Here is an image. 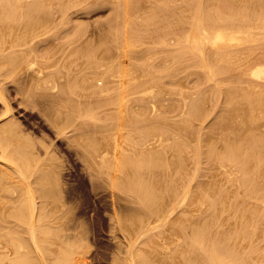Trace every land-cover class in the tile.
Wrapping results in <instances>:
<instances>
[{
  "label": "bare ground",
  "instance_id": "1",
  "mask_svg": "<svg viewBox=\"0 0 264 264\" xmlns=\"http://www.w3.org/2000/svg\"><path fill=\"white\" fill-rule=\"evenodd\" d=\"M98 1L0 0V70L6 68L2 75L6 71L11 75L19 73L18 77H15L19 82L16 83V79L9 74H4L3 77L6 75L8 81L14 80L17 87L18 83L20 84L18 78L21 72L22 79L29 80V83L30 80L38 81L34 87L31 86L32 81L28 84L31 90L36 88L44 92L41 93L42 97L47 95L59 98V108H63L64 104L67 111L62 112L61 118V113L57 114V117L53 111H57L58 106L53 105L55 110L48 111L52 112V116L55 114L56 119L51 122L62 131L67 127L77 130L76 148L79 147L84 152L82 159L86 158L85 161H88L85 162L87 167L93 170L95 176L106 175L107 179L103 180H108V187L114 189V192L119 191L118 194L123 193L125 199L133 203L130 212L128 210L126 213L125 210L126 214L119 217L118 222L123 228L122 232L124 229L126 233L136 232L140 236L135 234V239H138V236L139 240L143 238L141 243L138 242L139 246L135 252L133 247L130 251L131 248L127 244L129 251L126 253H129L125 261L128 260V264H264V47H258L264 40V0H194V3L192 0H150L148 5L145 4L150 8H147L149 11L141 14L142 17L138 14L140 21H137L138 17L133 19L137 23L132 20V14L134 15L137 7L138 10L143 8L142 5L139 7V3L142 4L145 0H100L99 3L105 1L113 4L110 6L112 11L110 9L109 20L106 18L107 23L104 22L107 28L101 33L99 31L95 38L92 36L95 40L91 37L90 40L87 36V39L80 40L83 35L85 37V25H82L83 28L81 24L73 27L71 25L69 32L64 30L65 34L63 31L62 36H65H61V39L59 32V35H56L58 27H55L53 32L58 38L52 37L53 40H62V43H59L69 49L71 45L74 46L71 51L67 49L69 54H65L66 51L58 46L63 52L58 50L56 55L55 51L52 56H48L55 55L53 59H60L57 57L60 51V56L63 53L66 56L67 63L76 64L77 61L75 67L85 63L93 64V68L89 65L88 71L85 69L86 72L83 65L81 69L85 72L78 66L74 67V71V68H71L74 64L67 65L63 59L62 66L65 67L64 63L67 67L70 66L72 72L63 67L59 68L61 65L58 67L59 63H53V60V67L47 65L46 61L48 68H43L45 65L37 66L36 64L42 63L33 57L39 52L36 50L35 40L40 36L39 33L43 32L45 35L46 27L50 30L57 24L60 27L59 24L67 18L63 19L68 8L74 7L88 12L101 6ZM170 2L176 4L173 3L174 6L171 7ZM54 17L60 20H52ZM183 17L188 18V23L185 21L188 24L186 28L183 21L186 19ZM68 20L65 24H68ZM52 21L54 24L55 21L59 23L53 25ZM73 22L78 23L77 20ZM51 31L50 34L53 33ZM148 38L150 39L147 40ZM150 41L157 47H164L161 48L162 51L160 47L157 49L162 53L158 54L160 57L155 54L157 51L155 52L153 45V49L149 45ZM146 44L155 52L152 53L157 56L156 61L152 53L143 55L148 52L136 49L139 45L147 48ZM255 45L258 48L254 47ZM8 48H11V51H8ZM137 50L142 52L140 56H152L153 60L149 58L151 62L145 61L147 59L141 61L143 56L139 59L134 54ZM73 54L78 58H74ZM125 57L128 58L127 61ZM35 58L39 60L38 63ZM219 61H222L220 64L223 65L218 66ZM56 65L58 71L54 68ZM51 67L58 76L54 77V73H50ZM193 74L196 75L195 78L187 80ZM217 74L222 76L217 78ZM212 80L213 85L211 82V85L207 86L208 81ZM0 85L4 88L3 83ZM22 87L23 85L21 90ZM3 88L0 90L6 89ZM29 88L27 86V89ZM1 91L0 102L5 99L4 92ZM39 91L37 92L40 93ZM72 91H78L77 95L82 100L78 96L74 97L78 100L73 99ZM161 92L169 95L170 98L167 97L169 100L166 101H169L167 107L170 110H167V107L165 110L161 109L162 111L159 107L155 110L154 105H159L156 100L150 101L152 103L149 104L145 100L139 101V95L142 97L148 94L154 97ZM34 94L30 95L31 98L35 97ZM132 95H138L137 98L133 96L137 99L134 103L128 102L129 96ZM220 97L223 101L220 100L222 103L219 111L218 107L216 108L219 113L215 118L213 115H216V112L210 117L213 119L207 126V131L197 130L196 122H202L206 115H209V107L212 111L214 101ZM53 99L51 101L56 102ZM25 102L24 105L27 103ZM32 103L33 107L29 105L31 109L36 106ZM4 104L2 109L4 108L6 115L10 113V108L9 103L4 101ZM130 105L136 107L132 108ZM100 110L101 116L104 114L102 117L99 115ZM85 117H88L90 122L92 119L97 125L88 123ZM173 117L177 118L176 121H173ZM77 119L80 121L75 124ZM99 120H102V125H98ZM11 121L16 122L13 118ZM3 122L0 121V264H69L73 259L78 261L74 254L81 255L80 248V252L75 251L78 250L80 243H77L80 241L75 243L76 249L74 243L67 244V239L62 240L63 246L60 243L62 247H58L56 239L60 236L64 239L67 237V233L63 237V231L68 226L59 236L60 228L51 220L52 214L47 208L44 209L43 205L39 204L40 207L37 208V198H34L32 192L35 190L40 197L47 199L50 196L52 198V195L56 196L57 193L50 192L53 187L50 181L53 172L51 176L47 174V167H43L45 161L40 162L43 163V166H40L39 160L33 156L35 152L32 155V140L29 144L28 139L22 137L26 130H21V134L19 126L14 122ZM51 122L48 121L49 124ZM74 138L76 137L71 140ZM4 161L13 163L12 167ZM25 172L32 177V180L28 178L30 183L26 180ZM48 175L50 183L46 179ZM46 184L52 185L51 190ZM57 188L60 189V186ZM61 195L63 196L62 193ZM7 196L9 199L6 201L4 199L8 198ZM53 201L52 206L54 203L55 206L61 204V201L56 203L59 200L54 203ZM42 203L45 206V202ZM58 206L61 209L60 205ZM66 210L68 212V209ZM46 217L51 219L45 224ZM140 229L143 234H140ZM159 238L161 240H158ZM130 241H134L133 238ZM32 246L42 250L41 253H32ZM34 253H38L42 261L39 262ZM81 262L83 261L80 260L77 264Z\"/></svg>",
  "mask_w": 264,
  "mask_h": 264
},
{
  "label": "rangeland",
  "instance_id": "2",
  "mask_svg": "<svg viewBox=\"0 0 264 264\" xmlns=\"http://www.w3.org/2000/svg\"><path fill=\"white\" fill-rule=\"evenodd\" d=\"M102 1V0H101ZM100 0L98 1V3L99 2H101ZM147 0H145V1H143L142 2V4H140L139 3V7H141V5H142V7L143 8H141V10H138V7H137V9H136V12L138 11H141L140 13H136L135 11L133 12L134 13V15L132 14V16H134V17H132V20L133 19H138L139 18V16L141 15V14H146V10H147V8H149L148 6H146V5H148L149 4V1L150 0H148V2H146ZM152 1V0H151ZM202 1V0H201ZM218 1H220V0H218ZM188 2H190V1H188ZM192 3H194V0H192L191 1ZM195 2H198V0L197 1H195ZM204 2H205V0H204ZM148 3V4H147ZM173 3H175L176 4V2H172V4H171V2H170V5H171V7H173L174 5H173ZM213 3V2H212ZM99 4H101V6H97L94 10H89L88 12H85L84 11V9H76V8H74V7H70V8H68V10L65 12V15H64V17H63V19L65 18V17H67L64 21H63V23L62 24H64L63 26H62V24H59V25H61L60 27L58 26V24L57 23H59V22H57L56 23V21H55V24H54V21H52L51 22V24H53V25H56L57 24V26H53L54 28H51V30H50V28H44L45 30H46V32L44 31V33H46L45 35L43 34V32H40L39 34H40V36L38 37H36L35 38V40L37 41L36 43H37V45H36V50H37V52L38 53H36V50H35V53H36V56H33V57H36L37 59H39L40 60V62H44L45 63V61L47 62V65H50V66H55V64H53V63H59L58 64V67L59 68H61L62 69V63H61V60L62 61H65V63L67 64V65H72V64H74L73 65V67L71 66V68L73 69L74 67H75V65L77 64V61H76V64H75V62H71V64H69V63H67L66 62V59H65V55H64V53H63V55H64V58H63V55H61L60 56V54H62V53H60V51L61 52H63L64 50L66 51H64L65 52V54H67L68 52V50L67 49H69L68 47H65V46H62L59 42H61L62 43V40L60 41V40H53V38L52 37H54V38H58L57 36L59 35V34H61L60 35V37H59V39H61V36L63 35L62 33H64L65 31L64 30H69V28H72L74 25H79V24H81V26L83 25H85L84 26V29H86L85 31L87 32H85V37H84V35L82 36L83 38H81L80 37V40L82 39V40H85V39H87V37H88V39H90V40H95L94 38L99 34V33H101L102 31H103V29H106L107 28V25L105 24V23H107V19L109 20V18L108 17H110V14L109 13H111V11H112V7H110L111 5L113 6V4L111 3H107V2H105L104 1V3H99ZM98 4V5H99ZM104 4H106V6L104 5ZM108 4H110V5H108ZM146 4V5H145ZM211 4V3H210ZM103 5V6H102ZM173 5V6H172ZM145 6H146V8H145ZM176 6V5H175ZM72 9V10H71ZM110 9H111V11H110ZM140 9V8H139ZM150 9V8H149ZM70 10H71V13H70ZM143 10H145V12L143 11ZM69 11V12H68ZM76 11V12H75ZM94 11V12H93ZM147 11H149V10H147ZM85 12V13H84ZM148 13V12H147ZM87 14V15H86ZM138 14H139V16H138ZM143 14V15H144ZM67 15V16H66ZM137 15V16H136ZM61 16V15H60ZM185 16V15H184ZM58 17H59V15H58ZM136 17H138V18H136ZM140 17H142V16H140ZM55 18H57V17H54V18H51L52 20L54 19V20H60L59 18L58 19H55ZM69 18H71V19H69ZM107 18V19H106ZM185 17H183V19H184ZM69 19V20H68ZM74 19V20H73ZM106 19V20H105ZM140 19L141 18H139V20H137V21H140ZM186 19V18H185ZM66 20H68V24L66 23L65 24V22H66ZM78 21V23L77 22H73V21ZM135 20H133V21H135ZM22 21V20H21ZM20 21V22H21ZM70 21V22H69ZM137 21H135V23H137ZM184 22L185 21H187V23H188V18L186 19V20H183ZM79 22H81V23H79ZM105 22V23H104ZM183 22V23H184ZM74 23H76V24H74ZM70 25V26H69ZM71 25H72V27H71ZM88 25V26H87ZM186 25L188 26V24H186V22H185V28H186ZM67 26H68V28H67ZM80 26V27H81ZM83 26H82V28H83ZM52 27V26H51ZM55 27L57 28L58 27V31H57V33H56V35L54 34L55 32H53V29H55ZM94 27H96V28H94ZM59 28H61V29H59ZM66 28V29H65ZM51 32H53V33H49L50 31ZM56 30V29H55ZM54 30V31H55ZM71 30V29H70ZM256 29H254V31H255ZM47 31H48V34H47ZM64 31V32H63ZM89 31V32H88ZM100 31V32H99ZM58 32H59V34H58ZM69 32V31H68ZM68 32H67V34H68ZM99 32V33H98ZM256 32H257V30H256ZM90 33V34H89ZM93 33V34H92ZM12 34H14V33H12ZM54 34V35H53ZM65 34H66V32H65ZM48 35V36H47ZM88 35H90V36H88ZM46 37V40H44L45 39V37ZM65 36V35H64ZM64 36H62V38L64 37ZM87 36V37H86ZM94 38H93V37ZM42 39H41V38ZM92 39H91V38ZM168 37L170 38V36L168 35ZM167 37V38H168ZM50 38V39H49ZM52 38V39H51ZM158 38V37H157ZM157 38L155 39V41H153V43L155 44V42H156V40H157ZM50 41H48V40ZM65 39V38H64ZM150 38H148L147 40H149ZM165 39V38H164ZM170 39H168V41H169ZM57 43H56V42ZM167 40H166V42H168ZM257 41V40H256ZM256 41H254V44L256 43ZM259 41H261V40H258L257 42H259ZM42 42V43H41ZM45 42H46V45H45ZM52 42H54L53 44H52ZM262 42H264V40H262L260 43H258V44H260V46H258L259 48H261V47H264V43H262ZM58 44L57 45V47H56V44ZM152 43V41H150V46L151 45H153V48H155L154 50H155V52L157 51V53H155L154 51H151V49H149L148 47H149V45L148 44H146V45H148V46H146L147 48H143V47H141V45H139V46H137L136 47V49L137 48H139V50H141L142 52H148V53H144L143 55H145V54H151L152 52H154L158 57H160V55H158L159 53L160 54H162L160 51H162V49H164V47L163 46H159V47H157V45L155 46L154 44H151ZM246 44H247V42H245ZM244 43V44H245ZM251 43H252V46H253V42L251 41ZM44 44V45H43ZM60 44V45H59ZM77 44V43H76ZM75 44V45H76ZM170 44V43H169ZM240 45H242L243 43H239ZM243 44V45H244ZM245 44V45H246ZM257 44V45H258ZM48 45V46H47ZM51 45H52V47H51ZM251 45V44H250ZM262 45V46H261ZM40 46H43L42 48L39 47ZM54 46L56 47V48H54ZM60 48H62L63 49V51L62 50H60L59 49V47ZM72 47L74 46V44L73 45H71ZM155 46V47H154ZM19 47V46H18ZM20 47H22V46H20ZM44 47H46V48H44ZM64 47V48H63ZM69 47H70V44H69ZM71 47V48H72ZM157 47V48H156ZM254 47H256V48H258L256 45L254 46ZM47 48H49V49H47ZM50 48H51V50H50ZM66 48V49H65ZM71 48L69 49L70 51H71ZM142 48V49H141ZM151 48H152V46H151ZM152 48V49H153ZM160 49V51L159 50H157V49ZM162 48V49H161ZM40 49H41V51H40ZM46 49V51H44V50ZM133 49V48H132ZM8 51H11V48H8L7 49ZM58 50H60L59 51V56L57 55V57H60V59L58 58V59H53L54 57H55V55H56V53H57V51ZM134 50V49H133ZM139 50H137V51H135L134 52V54H135V56H137L139 59H141L140 57H142V56H140L141 54H142V52L140 51V53L138 52ZM143 50H145V51H143ZM147 50V51H146ZM149 50L151 51V52H149ZM20 51V50H19ZM52 52V53H50V52ZM56 51V52H55ZM26 52V51H25ZM25 52H24V54H25ZM45 52V53H44ZM55 52V53H54ZM139 53V55H138V53ZM40 53V54H39ZM46 53H50V54H46ZM53 53L55 54L53 57H48V56H50L51 54L53 55ZM70 53V52H69ZM68 53V54H69ZM136 53H137V55H136ZM154 53H152V55L153 56H155V58H154V60L156 61L157 59H156V55H154ZM39 55V56H38ZM43 55H45V56H43ZM51 55V56H52ZM131 55H133V54H131ZM38 56V57H37ZM72 56H74V58L77 56H75V54H73ZM127 57H128V55H126ZM163 55H161V57H162ZM45 57V58H44ZM56 57V58H57ZM127 57H125L124 59L127 61ZM134 57V56H133ZM147 56H143L142 57V59H141V61H144V59H147V60H145V61H149V62H151L152 60H153V58H152V56H150L149 58H151L150 60H149V58H146ZM34 59L35 61H36V63H38L39 62V60H37V59ZM41 58V59H40ZM72 58V57H71ZM70 58V59H71ZM74 58H72V59H74ZM76 58H78V57H76ZM43 59H44V61H43ZM65 59V60H64ZM42 60V61H41ZM51 60H53V61H55V62H53V61H51ZM158 60H159V58H158ZM51 61V62H50ZM59 61V62H58ZM69 61V60H68ZM48 62H50V64H48ZM53 62V63H52ZM79 62V61H78ZM220 62H222V61H219V64H218V66H220V65H223V64H220ZM236 62L237 61H235V63L234 64H236ZM42 63H38V64H36L37 66H42L43 68H45L47 65H46V63L45 64H42ZM61 63V64H60ZM64 63V66L65 67H63V68H66L69 72H72L73 70L70 68V66L69 67H67V65ZM85 63V62H84ZM223 63V62H222ZM41 64V65H40ZM85 64H87V63H85ZM85 64H81L80 66H78L80 69L83 67V65L85 66V68L83 67V69L85 70L86 68H87V71H88V67H89V65H90V68L92 69L93 68V64L91 65V64H87L88 66L86 67V65ZM52 66V67H53ZM76 66V67H77ZM49 66H47V68H48ZM51 67V72H50V70H46L47 72H50V73H54L53 75H54V77L55 76H58L57 75V72L53 69ZM75 67V68H76ZM55 69H57V65H56V67H54ZM75 68H74V71H75ZM79 68L78 69H76V71L77 70H79ZM1 69H6V68H1ZM61 69H59V70H61ZM83 69H81V70H83ZM3 70H0V74L2 75V72H3ZM8 70V69H7ZM44 71H45V69H43ZM65 70V69H64ZM83 70V71H84ZM90 70V69H89ZM5 71V70H4ZM45 71V72H46ZM57 71H58V69H57ZM62 71V70H61ZM86 71V70H85ZM84 71V72H85ZM86 71V72H87ZM23 73V72H22ZM4 74H9L10 76H12L14 79H16V83L17 82H19V81H17V78H15L16 77V75H11V73H8V71H6V72H4ZM4 74L1 76L2 77V79H1V77H0V79L1 80H3L2 81V83H3V86H4V88H6L4 91H1L2 93L4 92V101H6L7 102V104H8V106H9V108H10V113L8 112L6 115L4 114V108L2 109V107H4V101H2V102H0V112H2V113H0V121H1V123L3 122V121H5V122H3V123H13L14 121H11V118H13L14 120H16V122H14L15 124H17L18 126H19V128L18 129H20V133L22 134L23 133V135H22V137H26L25 139H28V142H29V144L31 143V140H32V143L30 144L31 145V147L33 146L34 147V151H32L33 149L31 148V151H32V155H33V152H35V153H37V154H35L34 153V155L33 156H35V158H37V160H39V164H40V162H43V161H45L44 163V166H43V163L42 164H40V166H43V167H47V168H45L46 169V173L48 174H50V176H51V174H52V172H53V174H52V176H51V179L49 178L50 176L48 175V176H46L47 178V181H48V178L50 179V181L52 182V184H53V187H51L52 185L51 184H46V185H48L49 186V189L51 190V188H52V190L50 191V192H52V191H54V192H52V193H54V194H59L61 197L59 198V195H57L56 194V196H54L53 197V195H52V198H53V200H52V198H51V196H50V198L49 199H47V197L45 198L44 196V198L46 199V200H44V198L43 197H40V194L38 193V192H35V190L34 191H32L33 192V195H34V198L36 199L35 200V202L37 203V208L38 207H40V205H43V207H44V209H46V210H49V213L50 214H52V216L51 217H53V219H51L50 217H46L44 220V222H45V224L47 223V220H53V221H55L54 223H56V225H58V227L60 228V232H58V235H59V233H60V235H62L64 232V235H63V237L65 236V234L67 235V237L70 239H68L67 237L64 239V238H61V236H60V238L59 237H57V239H56V241H58V243L57 242H55L56 244H58L59 246L58 247H62L63 246V241L64 240H66L67 239V244L68 245H71L72 243H77L78 241H80V242H78L77 243V245L75 244V245H73V246H75V248L74 249H76L77 247H78V250H75V251H77V252H80L81 251V255H79L80 253H75L74 254V257L75 258H78V261H83V262H81V264H128V260L127 261H125L126 259H128L127 258V254L129 253H126L127 251H129V247L131 248V247H133V249H134V251L133 252H135L136 251V249L138 248L137 246H139V243H141L142 241H140V240H142L143 238H141L140 240H139V234L138 233H134V234H130L129 232H127L126 233V230L124 229L123 230V232H122V230L121 229H123L121 226H120V224L118 223L119 222V217L121 218L122 216H124L126 213H127V211L128 212H130V210H131V207L133 208V203H131V202H129V201H127L126 199H125V197H124V194L123 193H121L120 192V194H122V195H120V194H118L119 193V191H115L114 192V189L113 190H111V188H109L108 186V180L105 182L104 180H106L107 178H106V175H104V177H103V174H97V176H95L96 174L95 173H93L90 169H89V166L87 167V163H85V162H88V161H85L86 160V158H84V159H82L83 157H84V152L79 148V147H77L76 148V139H77V134L76 133H78L77 132V130H75V129H70V127H67V128H63V131L61 130V129H58L54 124V122L52 123L51 121H53V119L55 120L56 118V116L58 117L59 115H57V114H60L61 113V115L59 116L60 118H61V116H62V112L64 113L65 111H67V108H66V106L63 104V106L65 107H63V108H59V104H61L60 102H57V99H59V98H54V96L53 97H51V96H48V97H50L49 99H50V101L53 99V100H55L56 102H54V101H49L48 100V97H47V95L45 96V95H43V97H42V94L44 93H42V92H40L38 89H34L33 88V90H31V86L32 87H34V85H36L37 83H38V81H36V80H30V83H29V80H26V79H22V75L23 74H21V72H20V77L18 78V80H20V84L18 83V85H20V87L23 85V87H22V90L20 89V87L17 85V87L19 88V90H15V88L17 89V87H16V83L15 82H13V81H11V79L8 81V75L6 76L5 75V78L7 77V79L5 80V78L3 77L4 76ZM18 75H19V73H18ZM18 75H17V77H18ZM9 76V77H10ZM195 74H193V75H191V78H188L187 80H191L192 78H195ZM220 76H222L221 74H217L216 75V77L217 78H219ZM190 77V76H189ZM1 80H0V84H2L1 83ZM22 80V81H21ZM27 82V84H26V82ZM64 80H66V78L64 79ZM164 80V82L166 81L165 80V78L163 79ZM162 80V81H163ZM5 81H7V82H5ZM31 81H32V84H31ZM34 81H36L35 83H34ZM61 81H63V78L61 79ZM23 82H25V83H23ZM66 82V81H65ZM187 82H189V81H187ZM186 82V83H187ZM212 82V83H211ZM34 83V84H33ZM209 83H211L212 85H213V80L212 81H208V84H207V82L204 84V86L207 84V86L208 85H211V84H209ZM31 84V86H30V88H29V85ZM189 84H192V83H189ZM0 86H2V85H0ZM26 86V87H25ZM27 86H28V88L29 89H27ZM3 87H0V89H2ZM3 88V89H4ZM31 91V92H29V91ZM18 91V92H17ZM20 91V92H19ZM23 91H25V93L23 92ZM37 91H39L40 93H38ZM42 91V90H41ZM29 92V93H28ZM35 92H37L36 94H34ZM73 92V91H72ZM20 93H23V94H20ZM26 93H28V94H26ZM42 93V94H41ZM74 94L73 95H71V97L73 98V99H75L74 97H77L78 96V98L80 97L79 95H77V93H78V91L76 92V91H74L73 92ZM189 93V92H188ZM32 94H34V96L35 97H33L32 96V98H31V96L30 95H32ZM37 94H40L39 96L37 95ZM72 94V93H71ZM138 94H140V93H138ZM160 95H158V93H157V97L156 96H150V95H143L142 97H140V95H139V97H138V95H132V96H129V101L128 102H133L134 103V101L135 100H137V99H135V97L137 98H141L139 101H143L144 102V100H145V102H148V104H149V102L150 101H152V100H156L157 102V104H159V105H157V106H155L154 105V109L156 110L158 107V109L160 110V111H162L161 109H166V107H167V104H168V102L169 101H166V100H169L167 97H169V95H166L167 93H165V94H163L162 92L161 93H159ZM24 95V96H23ZM28 95V96H27ZM74 95H76V96H74ZM163 95V96H162ZM27 96V97H26ZM38 98H37V97ZM41 96V97H40ZM45 96V97H44ZM133 96H135L134 98H133ZM166 98H165V97ZM22 97H23V99H22ZM130 97H132V99L130 98ZM146 97V98H145ZM147 97H149L148 99H147ZM156 97V98H155ZM160 98V100H159V98ZM161 97H162V99L163 100H161ZM25 98H26V102L28 103V105H27V103L25 102ZM31 98V99H30ZM46 100H45V99ZM52 98V99H51ZM78 98H76L77 100H78ZM142 98H143V100H142ZM165 98V99H164ZM170 98V97H169ZM30 99V100H29ZM35 101V103H34V101ZM38 101H37V100ZM40 99V100H39ZM75 99V100H76ZM80 99H81V97H80ZM134 99V100H133ZM147 99V100H146ZM150 99V100H149ZM158 99V100H157ZM22 100V101H21ZM33 101V103H32V101L29 103V101ZM60 100V99H59ZM82 100V99H81ZM218 100V101H217ZM223 101L222 100V98L220 97L219 99H216L215 101H214V105L212 106V111H211V107H209L210 109V112H209V115H206L207 117L206 118H204L203 120H202V122L201 121H199V122H196V123H198V124H196L195 126H197L196 127V129L197 130H199V129H201V130H204V132L205 131H207L206 129H207V126L212 122L211 120L213 119V118H215V116H217L218 115V113L219 112H217L216 110V108L218 107V111H219V106L221 105L220 103H222L221 101ZM43 103H42V102ZM153 101V102H154ZM158 101H159V103H158ZM24 102L26 103L25 105H27L26 107H25V105H24ZM40 103V104H36V103ZM62 102V101H61ZM136 102V101H135ZM2 103V104H1ZM23 103V104H22ZM31 103L32 104H34V105H36L35 107H37V108H30V106L29 105H31ZM58 103V104H57ZM63 103V102H62ZM133 103H131V105H133ZM142 103V102H141ZM150 103H152V102H150ZM186 104L188 103V102H185ZM216 103V104H215ZM219 103V104H218ZM47 106H46V105ZM49 104V105H48ZM51 104V105H50ZM155 104V103H154ZM163 104H164V106H163ZM217 104H218V106H217ZM23 105V106H22ZM53 105H55V107H57L58 106V108H57V111L55 110V107L53 106ZM130 105V106H131ZM162 105V106H161ZM216 105V106H215ZM32 106V105H31ZM46 106V107H45ZM52 106H53V108H52ZM61 106V105H60ZM33 107V106H32ZM48 107V108H47ZM51 107V108H50ZM132 108H135L136 107V105L135 106H131ZM165 107V108H164ZM31 109V110H30ZM48 109L50 110H52V109H54L55 111H53L55 114H56V116H55V114H54V116H52L53 114H52V112L51 111H48ZM174 109H176V108H174ZM215 109V110H214ZM36 110V111H35ZM44 110V111H43ZM60 110V112L58 113V111ZM154 110V112H159V110H157V111H155ZM167 110H170L169 109V107H167ZM39 111H41V113L39 112ZM175 111V110H174ZM44 112V113H43ZM100 112V116H101V110L99 111ZM165 112V111H164ZM173 112V111H172ZM215 112L217 113L216 115H213V114H215ZM43 113V114H42ZM51 113V114H50ZM159 113H161V112H159ZM163 113V112H162ZM1 114H4V115H1ZM43 116H42V115ZM49 115H50V117H49ZM104 115V114H103ZM102 115V116H103ZM211 115V116H210ZM212 115H213V118H211L210 119V117H212ZM10 116V118H8V117ZM101 116V117H102ZM43 119H42V118ZM54 117V118H53ZM89 117V116H88ZM87 117V119H86V117H85V119L86 120H88L87 122L88 123H93L92 121V119H90L91 120V122L89 121V118ZM5 118V119H4ZM51 118V119H50ZM7 119V120H6ZM10 119V121L8 122V120ZM173 119H175L174 117H173ZM177 119V118H176ZM176 119L175 120H173V121H176ZM205 119H207V120H205ZM3 120V121H2ZM210 120V121H209ZM19 123H18V122ZM48 121L49 122H51L50 124L48 123ZM80 120H76L75 121V124L76 123H78ZM100 122L98 123V125H102L103 123H101V121L102 120H99ZM172 121V120H171ZM86 122V121H85ZM98 122V121H97ZM201 122V123H200ZM200 123V124H199ZM94 125L96 124L95 123V121H94V123H93ZM50 125V126H49ZM97 125V124H96ZM204 125H206V127H204ZM128 126V125H127ZM204 127V128H203ZM55 128V129H54ZM57 128V129H56ZM69 128V129H68ZM203 128V129H202ZM195 129V131H197ZM56 130V131H55ZM66 130V131H65ZM69 130H71V131H69ZM72 130H73V132H72ZM262 130H264V127H262ZM68 131V132H67ZM58 132V133H57ZM63 132V133H62ZM66 133V134H65ZM72 133V134H71ZM69 136H68V135ZM76 134V135H75ZM26 135H28V136H26ZM73 135H75V136H73ZM63 136V137H62ZM67 136H68V140H67ZM71 136V137H70ZM76 137V138H74V139H72V140H74V142H72V140H71V138H73V137ZM31 137V138H30ZM34 137V138H33ZM70 138V139H69ZM35 141H34V140ZM34 141V142H33ZM34 143V144H33ZM71 143V144H70ZM73 143L75 144V145H73ZM37 146H38V148H37ZM36 148V149H35ZM48 148V149H47ZM42 151V152H40V150ZM77 149V150H76ZM36 150V151H35ZM39 150V151H38ZM49 150V151H48ZM79 151H81V153H79ZM40 153V154H39ZM49 153V154H48ZM47 154H48V156H47ZM40 155H42L41 157H40ZM50 155V156H49ZM52 155H54V157L52 156ZM37 156H39V157H37ZM46 156V157H45ZM42 157H44L43 158V160L41 161V159H42ZM39 158V159H38ZM46 158V159H45ZM51 160H53L52 162H51ZM58 160V161H57ZM5 162V164L6 165H11L10 167H12V165H13V163H11L10 164V162L8 163L7 161H4ZM46 162H47V164H48V166H47V164H46ZM59 162L61 163V164H59ZM57 163H58V167H57ZM89 164V163H88ZM10 167H9V169L8 170H10ZM57 167V168H56ZM62 168V169H61ZM57 169H58V171H57ZM89 169V170H88ZM60 170V171H59ZM88 171V172H87ZM93 173H91V172ZM89 173H91V174H89ZM46 174V175H47ZM57 175H59L58 177H56ZM25 176H27V178H26V180L28 179V178H30L31 180H32V177H29V175H27V172H25ZM93 176H95V177H93ZM101 176V177H100ZM97 177V178H96ZM57 180H56V179ZM98 178H100V179H98ZM30 179H28L27 181H29V183L31 182V180ZM45 179V180H46ZM104 179V180H103ZM95 180V181H94ZM47 181H46V183H47ZM54 181H55V183L56 184H59L58 186H60V189L59 188H57L58 186H55L56 184L54 183ZM99 181V182H98ZM59 182V183H58ZM63 182V183H62ZM48 183H50L49 181H48ZM23 184H24V182H23ZM46 185H44V189H46ZM93 185H94V187H93ZM107 185V186H106ZM51 187V188H50ZM73 188V189H72ZM94 188V189H93ZM32 189H33V186H32ZM59 189V190H58ZM67 189V190H66ZM47 190V189H46ZM57 190V191H56ZM62 190V191H61ZM108 190V191H107ZM64 191V192H63ZM60 192V193H59ZM68 192V193H67ZM118 192V193H117ZM35 193H36V195H35ZM61 193L63 194V196L61 195ZM117 193V194H116ZM114 194V195H113ZM109 195H111V197L109 196ZM8 196H10V195H8ZM7 196V197H8ZM11 197H14V196H12L11 195ZM65 197V198H64ZM118 197V198H117ZM124 197V198H123ZM54 198H56V199H54ZM59 198V199H58ZM114 198V199H113ZM117 198V199H116ZM9 199V197L8 198H6V199H4V200H8ZM42 199V200H41ZM63 200V202H62V200ZM97 199V200H96ZM124 199V200H123ZM11 200V199H10ZM41 200V201H40ZM48 200V201H47ZM50 200V201H49ZM55 200H59V201H55ZM113 200V201H112ZM115 200V201H114ZM42 201H44L45 202V206H44V204L42 203L41 204V202ZM48 203H47V202ZM51 201H53V203L54 202H56L57 204H58V202L60 203V201H61V204H58V205H60V208L61 209H59V206L58 205H56L55 206V203L53 204V206H54V208H56L55 210H53L54 208H52L53 206H52V204H51ZM119 201V202H118ZM9 203L11 202V201H8ZM40 202V203H39ZM101 202V203H100ZM114 202V203H113ZM7 203V202H6ZM50 203V204H49ZM113 203V204H112ZM121 203V204H120ZM131 203V204H130ZM40 204V205H39ZM48 204V205H47ZM119 204V205H118ZM47 205V206H46ZM116 205H118V206H116ZM48 206L50 207V208H48ZM52 206V207H51ZM58 206V207H57ZM113 206V207H112ZM120 206V207H119ZM125 207V208H124ZM68 209V212H67V210L66 209ZM115 208V209H114ZM119 208V209H118ZM80 209V210H79ZM123 209H124V211H123ZM45 210V212H47ZM50 210H51V212H50ZM60 210V211H59ZM62 210V211H61ZM125 210H126V213H125ZM54 211V212H53ZM61 212V213H60ZM67 212V213H66ZM71 212V213H70ZM79 212V213H78ZM120 212H121V214H120ZM70 213V214H69ZM67 214V215H66ZM114 214V215H113ZM119 215V216H118ZM113 216V217H112ZM118 216V217H117ZM63 217H65V218H63ZM115 218V219H114ZM63 219V220H62ZM64 220H67V222L66 221H64ZM63 221V222H62ZM113 221V222H112ZM50 221H48V223H49ZM65 222L67 223V225H65ZM115 222H117V223H115ZM69 223V224H68ZM115 224H117V225H115ZM120 227H119V226ZM66 226H68L67 228H65ZM76 226V227H75ZM80 226V227H79ZM112 229H111V228ZM119 227V228H118ZM15 228V227H14ZM64 228H65V230H64ZM71 228V229H70ZM80 228V229H79ZM82 228V229H81ZM111 230H110V229ZM15 229H17V228H15ZM119 229V230H118ZM64 230V231H63ZM66 230H68V231H66ZM117 230V231H116ZM142 229H140V234H143V231H141ZM62 231H63V233H62ZM71 231V232H70ZM78 231V232H77ZM80 233V234H77V233ZM85 233V235H83L84 233ZM137 232H139V230L137 231ZM73 233V234H72ZM83 233V234H82ZM68 234H70V235H68ZM76 234V235H75ZM135 234H138L139 236L137 237L138 239H135L136 237L135 236H137V235H135ZM78 235V236H77ZM71 236V237H70ZM131 236V237H130ZM73 237V238H72ZM81 237H83V238H80ZM142 237H143V235H142ZM71 238H72V240H71ZM74 238H75V241H73L74 240ZM78 238V239H77ZM85 238V240H83ZM132 240V238H133V240L134 241H130V239ZM60 239V240H59ZM63 240V241H62ZM136 240H139V241H137V242H135ZM157 240V239H156ZM158 240H161L160 238L158 239ZM73 241V242H72ZM84 241V242H83ZM83 242V244H81ZM139 242V243H138ZM54 243V244H55ZM60 243H62V246H61V244ZM65 243H66V241H65ZM65 243H64V245H65ZM85 243V244H84ZM121 243H122V245H121ZM138 243V244H137ZM56 244H55V248H56ZM129 245V247H128V245ZM132 244V245H131ZM135 244H137L136 246H135ZM82 247H84V248H82ZM77 246V247H76ZM80 246V247H79ZM87 246H88V248H87ZM119 247V248H118ZM126 247H128V248H126ZM137 247V248H136ZM81 250H80V249ZM34 249V250H33ZM86 249V250H85ZM126 249V250H125ZM37 250V251H36ZM80 250V251H79ZM85 250V251H84ZM118 250V251H117ZM42 251V250H41ZM41 251L40 250H38V249H35L33 246H32V253L33 252H38V253H41ZM45 251V250H44ZM88 251V252H87ZM130 251H132V248H131V250ZM85 252H87V253H85ZM38 253H34V254H36L35 256H38V258H39V262L40 261H42V258L41 257H39V255H37ZM85 253V254H84ZM124 255H123V254ZM85 258V259H84ZM116 258V259H115ZM120 258V259H119ZM126 258V259H125ZM41 259V260H40ZM77 260H75V259H73L70 263L71 264H77V262H76ZM69 263V264H70Z\"/></svg>",
  "mask_w": 264,
  "mask_h": 264
}]
</instances>
